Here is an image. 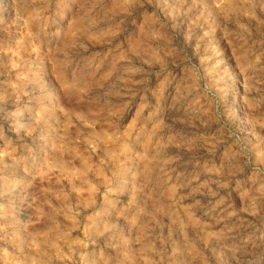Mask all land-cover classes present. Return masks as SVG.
<instances>
[{
  "label": "rangeland",
  "instance_id": "obj_1",
  "mask_svg": "<svg viewBox=\"0 0 264 264\" xmlns=\"http://www.w3.org/2000/svg\"><path fill=\"white\" fill-rule=\"evenodd\" d=\"M0 264H264V0H0Z\"/></svg>",
  "mask_w": 264,
  "mask_h": 264
}]
</instances>
